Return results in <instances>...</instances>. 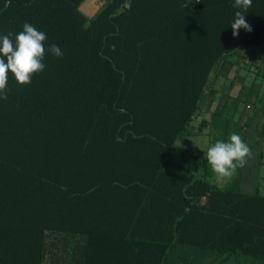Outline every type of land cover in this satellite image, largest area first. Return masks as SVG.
<instances>
[{
  "label": "trees",
  "instance_id": "obj_1",
  "mask_svg": "<svg viewBox=\"0 0 264 264\" xmlns=\"http://www.w3.org/2000/svg\"><path fill=\"white\" fill-rule=\"evenodd\" d=\"M84 1L0 0V36L15 41L25 23L46 34L44 70L27 85L9 72L0 99V264H264V195L242 193L238 176L218 187L207 158L199 173L173 152L212 71L264 48V0L236 37L235 0H106L92 19ZM102 122L112 159L73 166L95 179L61 180L46 140L88 139ZM85 222L120 227L67 226Z\"/></svg>",
  "mask_w": 264,
  "mask_h": 264
},
{
  "label": "crops",
  "instance_id": "obj_2",
  "mask_svg": "<svg viewBox=\"0 0 264 264\" xmlns=\"http://www.w3.org/2000/svg\"><path fill=\"white\" fill-rule=\"evenodd\" d=\"M132 106H136L135 103ZM102 123L103 125H99L97 129L106 132L95 133L88 139L86 134L79 130L76 134L60 133L46 140L50 141L47 144L52 149V167L56 173H59L61 180L95 179L96 176L93 175L81 178L71 176L73 166L89 164L88 168L95 172L99 161L107 163L112 159L108 147L111 146L113 131L110 129L109 132L108 125ZM189 128L190 134L178 141L174 148L181 147L185 152L189 151L188 159L193 166L198 165L199 173H205L203 170L205 166L200 168V165L206 162L207 150L219 140L220 134H223L221 141L224 142H227L233 133L240 135L252 150V156L247 164L239 170L236 169L231 177L222 180L212 171L211 166L209 169L207 167L208 180L218 187H223L230 179L238 176L242 193L251 194L255 189L259 190L264 156V48L262 46L242 49L235 56L229 57L224 66L220 63L212 71L207 86L202 91L198 114L192 119ZM38 139L43 145L44 139L42 137ZM85 139L91 141L89 144L91 157L87 158L78 156L82 146H85L82 142ZM176 157L179 159L177 155ZM254 175L257 177L252 180L251 176ZM67 226L120 227L111 222L101 225H90L85 222L82 225L67 224Z\"/></svg>",
  "mask_w": 264,
  "mask_h": 264
},
{
  "label": "clouds",
  "instance_id": "obj_3",
  "mask_svg": "<svg viewBox=\"0 0 264 264\" xmlns=\"http://www.w3.org/2000/svg\"><path fill=\"white\" fill-rule=\"evenodd\" d=\"M251 5L252 0H235L233 7L243 11L235 12L231 24L233 37L238 35L241 28L249 32L252 30L244 18V13ZM45 40L46 34L30 23L23 25V30L15 35V41L12 33L0 36V99H7L9 72L20 85H27L34 74L44 70ZM48 51L57 57L63 56V51L55 44ZM251 156V148L236 133L231 134L227 142L216 141L207 150V161L221 180L234 175L236 169L244 167Z\"/></svg>",
  "mask_w": 264,
  "mask_h": 264
},
{
  "label": "water",
  "instance_id": "obj_4",
  "mask_svg": "<svg viewBox=\"0 0 264 264\" xmlns=\"http://www.w3.org/2000/svg\"><path fill=\"white\" fill-rule=\"evenodd\" d=\"M200 0H187V6L194 8ZM106 0H85L80 6L79 11L89 19L94 18L104 7Z\"/></svg>",
  "mask_w": 264,
  "mask_h": 264
},
{
  "label": "rangeland",
  "instance_id": "obj_5",
  "mask_svg": "<svg viewBox=\"0 0 264 264\" xmlns=\"http://www.w3.org/2000/svg\"><path fill=\"white\" fill-rule=\"evenodd\" d=\"M225 83L228 84L227 81H225ZM219 137L220 138H219L218 141H221L223 139L222 138L223 134H220ZM176 149H177V152H175ZM176 149L174 148V150H175L174 153L178 156V158L181 159L184 156L185 150L183 148H181V147H177ZM255 176L257 177V175L251 176L252 180H254L256 178ZM260 177H262V179L260 178L261 182H260L259 190H260L261 193H264V156H263V165L261 166V176ZM258 179H259V175H258Z\"/></svg>",
  "mask_w": 264,
  "mask_h": 264
}]
</instances>
